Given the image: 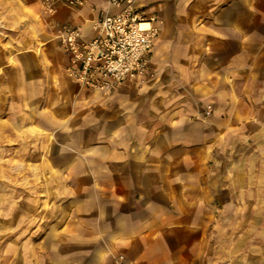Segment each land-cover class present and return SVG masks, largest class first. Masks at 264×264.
<instances>
[{
    "label": "crops",
    "instance_id": "obj_1",
    "mask_svg": "<svg viewBox=\"0 0 264 264\" xmlns=\"http://www.w3.org/2000/svg\"><path fill=\"white\" fill-rule=\"evenodd\" d=\"M139 5L148 73L104 95L58 29L107 0H0V264H264V0Z\"/></svg>",
    "mask_w": 264,
    "mask_h": 264
},
{
    "label": "built area",
    "instance_id": "obj_2",
    "mask_svg": "<svg viewBox=\"0 0 264 264\" xmlns=\"http://www.w3.org/2000/svg\"><path fill=\"white\" fill-rule=\"evenodd\" d=\"M43 9L53 14L58 5L77 7L85 0H40ZM93 22L94 36L85 39L81 31L62 25L58 36L69 56V78L81 87L111 94L127 80L143 78L149 69V56L159 34V17L146 15L139 0H107ZM109 8H114L110 11ZM207 108L206 115L210 113Z\"/></svg>",
    "mask_w": 264,
    "mask_h": 264
}]
</instances>
